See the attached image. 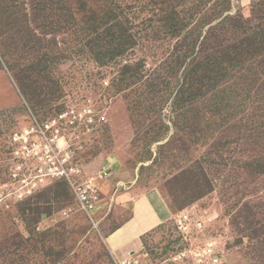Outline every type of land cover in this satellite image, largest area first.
I'll return each mask as SVG.
<instances>
[{
  "label": "rangeland",
  "instance_id": "rangeland-1",
  "mask_svg": "<svg viewBox=\"0 0 264 264\" xmlns=\"http://www.w3.org/2000/svg\"><path fill=\"white\" fill-rule=\"evenodd\" d=\"M84 1L106 13L95 9L100 0ZM139 1L124 0L130 26L113 30L115 37L78 21L73 8L69 14L78 22L66 26L27 0L14 4L17 21L9 36L16 39H0L14 65L10 71L0 57V172L10 133L31 113L42 119L87 98L107 111L109 123L79 158L90 175L103 165L113 172L103 183L102 208L91 216L65 183L0 207V264H113L105 241L129 216L121 195L151 191L165 198L174 216L187 209L213 216L212 232L228 264H264V142L241 148L239 133L230 131L238 122L212 119L220 106L208 102L203 89L206 66L219 59L224 40L264 29V0L184 1L193 19L183 32L157 6L142 0L141 9ZM224 19L231 21L227 34L217 30V40L208 41ZM177 244L173 219L144 239V251L162 261Z\"/></svg>",
  "mask_w": 264,
  "mask_h": 264
},
{
  "label": "built area",
  "instance_id": "built-area-1",
  "mask_svg": "<svg viewBox=\"0 0 264 264\" xmlns=\"http://www.w3.org/2000/svg\"><path fill=\"white\" fill-rule=\"evenodd\" d=\"M108 123L107 111L90 98L65 105L47 118L31 113L8 138L0 172V207L21 204L63 182L83 212L90 216L98 212L112 166L103 165L90 175L78 151ZM215 221L195 209L182 211L174 218L178 244L165 259L155 260L143 249L113 258V264H228L222 241L212 232Z\"/></svg>",
  "mask_w": 264,
  "mask_h": 264
},
{
  "label": "trees",
  "instance_id": "trees-1",
  "mask_svg": "<svg viewBox=\"0 0 264 264\" xmlns=\"http://www.w3.org/2000/svg\"><path fill=\"white\" fill-rule=\"evenodd\" d=\"M17 1L24 0H0V39L4 36L12 40L16 39V37L9 36V33L12 32L15 21H17ZM184 1L187 0H146V3L149 7L152 4L157 6V13L165 16L166 20L172 23V27L177 26V31L183 32L188 28L189 20L193 19L189 14L191 10L188 9L186 13L185 5H182L185 4ZM27 2L37 11L48 12L51 22L61 25H76L78 21H86L91 27H95L94 32L105 27V32L112 31L114 37L117 32H124L127 29L126 24L130 26V21L123 12V7L129 5H125L124 0L98 1L95 9L106 12L103 16L97 14L92 8L88 9L84 0H27ZM138 4L141 9L144 7L142 0ZM72 8L76 10V15L82 16L80 20L76 21L74 14H69L72 13ZM86 10L87 13H90L89 16L86 15ZM118 10L122 11L121 15L116 14ZM43 19L46 20V17L43 16ZM229 21V19H224L218 25L219 29L213 28L208 41L217 40L215 35L217 30L227 34L226 26L231 22ZM109 24L111 26L108 28ZM17 25L21 24L17 23ZM198 26L196 25L195 28L197 29ZM113 30L117 32H113ZM105 32L102 35L98 34L97 36L100 35L98 39L104 38ZM244 35L240 41H223L222 49L218 53L219 59L216 62H208L206 66L203 89L206 90L207 101L220 106L218 110L210 114L211 118L219 119L220 122L229 125L238 122V126L232 127L230 131L235 133L236 130L239 133V146L243 148V146L257 145L258 149V143L264 142V29L257 28L255 31L244 32ZM189 37L191 39L192 34ZM205 40L207 39L205 38ZM191 48L194 50V45ZM122 53L123 51L119 54ZM10 54L11 50L1 45L0 57L7 64L9 70L14 71V65L10 63ZM115 54H118V51H114ZM193 67L192 64L190 70ZM190 72H192V77H195L197 68L195 67ZM197 85H200L199 82ZM21 88L26 90L24 85ZM38 90L33 89L34 96L38 95ZM198 93H200L199 90ZM192 98L195 99L194 94H192ZM52 114L42 117L47 118Z\"/></svg>",
  "mask_w": 264,
  "mask_h": 264
},
{
  "label": "crops",
  "instance_id": "crops-1",
  "mask_svg": "<svg viewBox=\"0 0 264 264\" xmlns=\"http://www.w3.org/2000/svg\"><path fill=\"white\" fill-rule=\"evenodd\" d=\"M120 199L129 208V216L106 237V247L114 258L142 251L144 239L175 217L159 192H129Z\"/></svg>",
  "mask_w": 264,
  "mask_h": 264
}]
</instances>
